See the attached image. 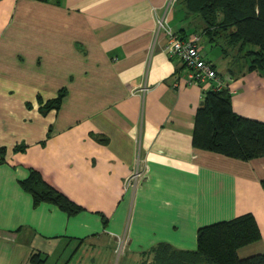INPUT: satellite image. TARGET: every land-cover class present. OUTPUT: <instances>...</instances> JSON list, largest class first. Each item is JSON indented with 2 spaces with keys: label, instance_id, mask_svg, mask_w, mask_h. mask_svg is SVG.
I'll return each instance as SVG.
<instances>
[{
  "label": "crops",
  "instance_id": "0c3cea01",
  "mask_svg": "<svg viewBox=\"0 0 264 264\" xmlns=\"http://www.w3.org/2000/svg\"><path fill=\"white\" fill-rule=\"evenodd\" d=\"M167 3L0 0L1 109L65 90L45 118L28 123L0 111V264H32L34 253L43 264H112L124 236L121 264H148L154 246L196 250L202 227L249 213L262 237L239 254L264 253V157L193 146L196 113L216 82L188 83L183 61L166 53L167 37L156 31ZM186 12L178 0L172 28L201 35L203 20ZM202 36L220 48V62L207 59L234 111L264 121V74L250 70L239 47ZM20 142L34 154L27 165L15 151ZM139 145L148 177L126 188ZM29 168L84 210L35 204L21 184Z\"/></svg>",
  "mask_w": 264,
  "mask_h": 264
},
{
  "label": "trees",
  "instance_id": "16d2710c",
  "mask_svg": "<svg viewBox=\"0 0 264 264\" xmlns=\"http://www.w3.org/2000/svg\"><path fill=\"white\" fill-rule=\"evenodd\" d=\"M183 3L187 16L203 20V33L219 45L226 42L227 46L239 47L243 53L239 58L247 61L250 70L264 74V0H183ZM64 96L63 89L57 98L48 100L50 110L58 109ZM192 143L196 149L244 161L264 157V121L237 114L229 89L209 90L195 116ZM19 149L25 151L24 146H17L15 151ZM21 184L35 204L50 202L68 215L84 210L37 170L31 169ZM261 237L259 225L249 213L202 227L196 250H179L168 243L154 246L153 260L148 264H264V253L246 257L239 254L241 248ZM30 261L43 264L44 259L34 253Z\"/></svg>",
  "mask_w": 264,
  "mask_h": 264
},
{
  "label": "built area",
  "instance_id": "2783aa9c",
  "mask_svg": "<svg viewBox=\"0 0 264 264\" xmlns=\"http://www.w3.org/2000/svg\"><path fill=\"white\" fill-rule=\"evenodd\" d=\"M178 0H168L164 8V14L157 16V34L164 33L167 37L165 51L171 57H179L188 71L187 82L202 86H210L216 82L211 90H222L225 88L224 80L219 76L215 65L207 59L200 46L201 36L192 34L184 37L182 33L172 28L169 14ZM148 177L147 160L142 157L140 145L136 154L135 167L125 180V187L135 189ZM127 245V237L118 241L115 249V263L121 262Z\"/></svg>",
  "mask_w": 264,
  "mask_h": 264
},
{
  "label": "rangeland",
  "instance_id": "374dc122",
  "mask_svg": "<svg viewBox=\"0 0 264 264\" xmlns=\"http://www.w3.org/2000/svg\"><path fill=\"white\" fill-rule=\"evenodd\" d=\"M199 32L202 33L201 30ZM200 46L203 49V51L205 52V54H207V55H205L206 58L208 57L209 59H212L213 61H215L217 59H218V62L221 61V59L218 57L221 55L220 48H213L212 49V47L210 45H208V42H206V38H204L203 36H202V40L200 42ZM34 99H35L34 101H29L27 103H24L23 105H20V104L7 105L6 109H1V106H0V111L2 110L3 112H5V111L8 112L4 115H27L25 117V119L29 120L28 123L31 121H34L33 115H40L41 118H45L46 115H51L52 110H50L46 101H44L41 98L39 99V97H37V101H36V98H34ZM43 102H46V103H43ZM0 105L5 106V104H0ZM12 112H14V113L12 114ZM13 128L20 129L21 127L15 126ZM22 142H25V141H22ZM22 142L17 144V146H20V148L22 146H24L25 151H23V149H19L17 153H22V158H24L25 165H27V164L31 163V161L34 159V154L32 152L30 154H28L27 151H28L29 145L22 143ZM31 169H34V168H29L28 171H30ZM34 170H36V169H34ZM72 252H74V250H72ZM112 264H116L115 259H114ZM118 264H121V262Z\"/></svg>",
  "mask_w": 264,
  "mask_h": 264
}]
</instances>
